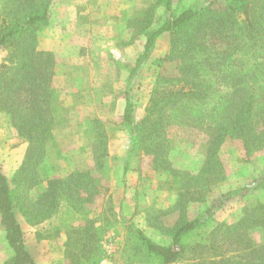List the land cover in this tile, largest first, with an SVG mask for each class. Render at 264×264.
Returning <instances> with one entry per match:
<instances>
[{
    "label": "trees",
    "instance_id": "obj_1",
    "mask_svg": "<svg viewBox=\"0 0 264 264\" xmlns=\"http://www.w3.org/2000/svg\"><path fill=\"white\" fill-rule=\"evenodd\" d=\"M1 1L10 22L0 34V45L6 44L11 49L7 63L0 65V111L9 115L13 127L29 144L20 169L11 179L0 169V222L11 249L4 264H36L24 244L15 207L30 221H38L55 210L58 192L69 206L84 215L80 224L66 229L68 264H100L102 239L113 224L95 215L89 216L85 211L84 204L96 188L91 183L89 170L71 174L69 178L49 179L47 189L36 200L28 195L22 197L28 193H24L26 189L28 191L38 182L37 169L44 158L46 144L52 138L53 116L47 117L51 109L39 104L38 98L42 94L50 96L53 60L50 52L37 49L36 40L32 38L37 27L48 23L50 0ZM172 1L164 0V21L143 32V50L135 62L124 64L128 70L123 112L130 128L128 150L144 148L151 156L153 169L169 168L171 172L165 157V133L159 128V122L164 119L159 115L161 111L168 108L170 125H198L208 117L205 124L208 147L203 169L215 174L217 149L226 136L241 138L247 153L251 148L264 145V0H256L250 9L247 0H223L225 9L246 12L242 20L231 12L225 15L213 12L209 16L208 7L217 0H198L178 12ZM165 32L175 33L171 40L173 48L181 44L175 51L179 56L178 74L165 77L167 83L158 84L160 99L151 98L146 115L137 121L133 116L130 88L157 38ZM180 82L182 86L175 87ZM193 106L196 107L193 109ZM106 154L95 153L97 168L103 164L101 158ZM127 164L125 161L124 173ZM74 175L79 177V182L75 184L76 198L72 199L68 192L70 186L66 185L71 184L69 179ZM198 178L200 176L195 179ZM221 178L214 177L211 179L215 181H211ZM205 180L208 182V178ZM258 190H264V174L252 177L237 189L221 193L192 218L180 215L168 230L170 240L167 243L153 240L133 221L122 219L144 246L145 254L156 264H178L182 260H188V264H264V240L255 237L264 231L263 205L253 206L235 223L217 224L207 241L198 232V228L210 221L216 208L234 197ZM84 191H88V195L84 196ZM190 236L199 238L192 247L187 240Z\"/></svg>",
    "mask_w": 264,
    "mask_h": 264
},
{
    "label": "rangeland",
    "instance_id": "obj_2",
    "mask_svg": "<svg viewBox=\"0 0 264 264\" xmlns=\"http://www.w3.org/2000/svg\"><path fill=\"white\" fill-rule=\"evenodd\" d=\"M53 1L50 0V4ZM196 1L173 0L172 4L175 12H178ZM255 1L247 0L248 9ZM76 3L79 6V0ZM92 8L95 31L99 36L91 46H52L57 49L56 52L46 51L51 53L52 70L56 76H51L49 81L50 96L42 94L38 98L39 104L51 109L47 117L53 116L52 138L46 144L48 157L46 163L43 159L39 166L44 164L47 167L51 163L54 168L63 167L75 163L77 158L80 165L87 164L89 153H92L93 163L85 171L89 170L91 183L96 188L89 196L90 200L84 204L88 215H95L105 223L111 222L113 226L110 230L115 231L123 207L130 204L133 222L153 240L167 243L170 240L168 230L180 215L192 218L221 193L237 189L252 177L264 174V145L251 148V152L247 153L241 138L226 136L217 149V163L213 166L215 174H209L203 169L208 147L205 136L208 117L202 124L199 121L198 125H170L166 107L159 114L164 118L159 122V128L165 133V157L171 172L169 168L153 169L151 156L144 148L129 151L130 128L123 118L128 76L124 64H133L138 53L143 50V32L158 27L164 21V0H92ZM225 8V1H214L208 7V15L213 12H222L223 15L231 12L232 15H238V20L246 16L244 10L231 11ZM3 9L0 0V34L10 22ZM123 11L129 14H122ZM48 25L44 23L36 28L32 35L36 43ZM174 34L165 32L157 38L148 60L131 85L133 114L137 121L146 115L151 98L154 101L160 99L161 88L158 84H165V77L178 74L179 56L175 51L180 49L181 44L173 48L171 40ZM45 44L43 41L37 49L45 51L42 50ZM10 49L6 44L0 45V65L9 60ZM68 71L74 74L65 77L71 74ZM182 83L175 87L182 86ZM73 87L79 90L67 91ZM28 147V141L18 134L9 115L0 111V167L11 172L14 167L21 166ZM96 152L107 153L101 158L103 164L98 168L95 166ZM125 161H128V169L131 170L127 175L123 172ZM196 176L200 178L196 180ZM214 177L222 178L212 182L215 181L211 179ZM207 178L208 182L205 180ZM69 180L71 184L66 186H70L68 192L75 199V184L79 182V177L74 175ZM26 192L22 197L28 195L36 200L43 190L36 187L33 191L26 189ZM88 193L84 191L83 195ZM57 194L58 204L67 202L61 192ZM255 205L264 206V190L226 201L216 208L207 224L198 228L200 236L207 241L214 226L237 222ZM64 210L65 206L60 212ZM54 219L59 222L58 218ZM49 229L54 232V226ZM107 236L101 243L102 259L106 258L113 264H156L145 254L144 246L127 225L122 231L117 230L111 237ZM255 237L263 241L264 231ZM187 240L192 247L199 238L190 236ZM188 263V260L178 262Z\"/></svg>",
    "mask_w": 264,
    "mask_h": 264
},
{
    "label": "crops",
    "instance_id": "obj_3",
    "mask_svg": "<svg viewBox=\"0 0 264 264\" xmlns=\"http://www.w3.org/2000/svg\"><path fill=\"white\" fill-rule=\"evenodd\" d=\"M76 2L77 0H55L50 4L49 25L44 28L42 35L38 36L36 43L37 48L38 45L41 46V44H43V41H45L46 46L43 47L42 50L50 52L57 51V49L52 46H91L94 43L93 40L99 36V33L95 31L93 22L94 9L92 8V0H79V6ZM124 13L129 14L128 11H123L122 14ZM140 39H142V37ZM130 44L131 43H129V45ZM68 73L71 74L65 75V77H71L74 74V72L69 71ZM54 76L56 75L53 72L52 78ZM63 76L64 75L62 74L61 77ZM74 90L77 91L79 88L73 87V89L71 88L67 91L76 92ZM133 116L135 115L133 114ZM47 150L48 149L45 148L44 160H47L48 157ZM91 154L92 153H89V161H87V164L80 165L79 158H77L75 163H71L63 167L58 166L54 168L51 163L47 167H44V164L40 165L37 169L38 182L30 188V191L35 190L37 187L39 189L42 188L44 192L48 187L49 179L55 177L65 178L71 174L83 172L86 169H89L93 163V156ZM45 168L47 169L45 170ZM0 169L3 174L11 179L12 176L20 169V166L14 167L11 172H6L1 167ZM129 172H131V170L127 169L125 175ZM126 185L130 186L127 182ZM129 205H127L126 208L123 207V210L120 208L122 211L119 217L120 220L114 227L115 231H111L112 229L109 230L103 236L102 242H104L106 235H108L107 238H109L111 237L110 235L115 234L117 230L122 231L123 228H125L126 223L123 219L133 221L130 218L132 211L130 210ZM64 206L65 210L60 212L63 210ZM83 216V213L79 211V209L72 208L64 201H61V203L57 205L55 210L49 216L38 221H30L21 211H19L17 206L15 207V217L21 227L24 244L36 264H68L67 258L65 257L67 240L66 229L69 226L80 224ZM54 218H58L59 222H55ZM52 226H54V232H51V229H49V227ZM137 226L139 227V225ZM0 253L2 255L0 262L1 264H4L5 259L10 256L11 249L5 238V230L2 227L1 222Z\"/></svg>",
    "mask_w": 264,
    "mask_h": 264
},
{
    "label": "built area",
    "instance_id": "obj_4",
    "mask_svg": "<svg viewBox=\"0 0 264 264\" xmlns=\"http://www.w3.org/2000/svg\"><path fill=\"white\" fill-rule=\"evenodd\" d=\"M101 264H113V263H112V261H110L106 258H103Z\"/></svg>",
    "mask_w": 264,
    "mask_h": 264
}]
</instances>
